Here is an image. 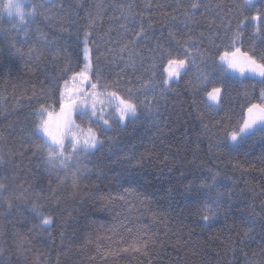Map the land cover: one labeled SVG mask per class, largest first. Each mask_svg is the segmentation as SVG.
<instances>
[{
	"label": "trees",
	"instance_id": "1",
	"mask_svg": "<svg viewBox=\"0 0 264 264\" xmlns=\"http://www.w3.org/2000/svg\"><path fill=\"white\" fill-rule=\"evenodd\" d=\"M194 2L201 6L190 8ZM43 3L26 31L0 18V264H264V124L236 141L229 136L251 104L264 105V84L256 73L231 75L217 67L235 48L264 52V19L251 20L264 13V0L244 7V0ZM218 4L232 32L209 30L220 20L206 9L219 12ZM186 12L197 23L185 27ZM149 21L150 39L128 44ZM170 32L181 41L173 55L184 58L188 41L196 59L166 86L151 50L157 43L175 48ZM237 32L243 41L230 46ZM45 39L57 43L48 48ZM85 41L92 65L106 80L120 75L119 95L136 103L137 112L123 124L109 116L111 127L73 115L99 144L50 170L33 148L31 130L40 120L34 113L41 105L60 110L59 89L55 97L52 90L57 78L69 84L73 71L83 69ZM125 44L128 51L121 53ZM214 87L223 92L209 107L206 95ZM34 204L43 216L35 215ZM206 204H213L211 213ZM44 216L50 224H42Z\"/></svg>",
	"mask_w": 264,
	"mask_h": 264
},
{
	"label": "snow or ice",
	"instance_id": "2",
	"mask_svg": "<svg viewBox=\"0 0 264 264\" xmlns=\"http://www.w3.org/2000/svg\"><path fill=\"white\" fill-rule=\"evenodd\" d=\"M253 0H244V4L241 7L251 5ZM31 7L27 9L28 17L26 18L24 15V9L22 8L21 0H5V2L0 5V18L3 17L4 14H7L9 20L11 21V27L21 30L20 26L24 25V31L27 30V25L30 24L32 21L35 20L38 9L44 7L43 0H40L39 3L36 0H30ZM201 5L199 3H192L190 8L198 9ZM225 6L223 5H216V8L219 9V12L212 13L206 9L207 14H213L220 20V24L217 25L215 20L211 21L209 24V30L213 27L216 28L217 32L220 31L222 28L225 33L232 32V25L231 23H225L227 16L224 14ZM15 12V17L18 18L19 23L13 19V13ZM168 19L167 17L165 18ZM176 19L175 16L171 17V20L174 21ZM247 17L244 20L240 21V24L237 25L239 29L241 26L245 24L247 21ZM264 19V13L257 12L252 15V21H260ZM133 30H135V21L132 22ZM196 21L192 20L191 17L187 16V12L185 14L184 26L189 27L190 24H195ZM71 26V24H70ZM119 30L124 31L125 34L127 32L126 25L121 24L119 26ZM153 30L152 22L149 21L148 25L145 26L141 23L139 30L135 31V35L128 41V44L135 45L138 43L140 39H150L148 36V32ZM66 31V29H65ZM87 35V34H86ZM201 35H203L201 33ZM169 36L175 40L176 47L175 48H165L163 45L156 44L155 48L152 49V53L154 57H158V65L164 68V72L167 74V78L163 80L164 85H169L171 80L175 77H180L182 72H186L188 67L195 62L196 55L190 51V47L188 46V41H184L183 52L182 55L184 58H178L174 56L173 53L180 52L181 49V41L176 39L175 36L170 32ZM189 40L192 39L191 36L188 38ZM231 39V45L233 46L237 43H242L243 37L238 32L234 33ZM45 46L48 48H52L55 46L57 41L55 40H47L44 41ZM128 44H125L121 49V53L128 51ZM135 55L134 52L129 51V56ZM257 57H259L257 59ZM84 58L87 63H85L84 68L81 71H73L72 78L75 79L77 77L80 78L82 82L86 85H90L91 92L89 93L91 96L95 97L98 95L97 89H114L107 95V99L111 102L114 99L119 100V106H117L116 111L119 113L118 122H123L126 119V116L131 114L135 115L137 112V104L134 103L131 99L122 98L119 94L124 91L122 85L124 81L117 74V79L115 80H106L104 71L102 69H97L91 63L90 56H89V49L87 47V41H85L84 47ZM221 60H225L227 67L223 65H218L221 71H228L233 70L239 72L241 74L245 73L246 71L253 72L258 74L261 77L260 83L264 84V52H257L253 49L252 54L250 55L248 52L241 51L240 48H235V51L231 53L225 52L221 56ZM166 61V63H165ZM99 63V60H97ZM134 63V61H133ZM79 60H77L74 67L79 68ZM156 65H153L155 67ZM73 65L69 63L68 70H72ZM155 74L153 73V76ZM95 79V83L92 82V79ZM59 79L57 78V84L54 86L52 90V95L55 97L56 90L59 89V108L60 111L56 115L54 120V113L47 111L44 105H41L38 113H34V115L38 114L40 120L35 122V127L31 130V136L35 138L36 143H34L33 148L35 149L36 153L41 155V159L44 163L49 167V169L57 168L56 161H59V166L63 167L66 161L69 159L68 156L65 155V137L71 134V140L74 153L75 152H84L87 153L90 148H94L96 141L95 137L92 138V142L90 143L89 140H84L83 144H81L73 132V127L75 125V121L73 120V114L75 113L81 119V121H90L97 125L103 121V124L108 125L111 127L108 120H104L103 116L96 112L95 104L91 105V108L88 106L87 100H80V96L85 95V91L83 88H68V80H64L63 86L59 84ZM101 81H104L103 83ZM151 84V80L146 82L143 85L145 91L151 90L149 85ZM223 89L220 87H214L210 92L207 93L208 100L216 103L222 96ZM128 97H132L134 95L133 89L129 88L127 90ZM136 95H139V91H137ZM261 96L264 98V89L261 91ZM56 102L55 100L53 101ZM212 104H209V107H212ZM247 118L244 119L243 124L239 127V130L232 131L229 136L232 141H236L238 137L241 136L242 133H245L249 129H252L254 125L264 124V105L258 104H251L247 109ZM264 132V128L260 129ZM91 132V129H88ZM59 149V151H58ZM46 153V155H45ZM4 186L0 184V188ZM214 203V202H213ZM206 211L209 213L212 212L213 204H206L205 205ZM32 211L35 213L37 217L43 216L44 213L41 208L37 207L35 204L33 205ZM211 217L209 215H205L203 219L208 221ZM51 223L50 217L44 216L42 221L43 225H48Z\"/></svg>",
	"mask_w": 264,
	"mask_h": 264
},
{
	"label": "rangeland",
	"instance_id": "3",
	"mask_svg": "<svg viewBox=\"0 0 264 264\" xmlns=\"http://www.w3.org/2000/svg\"><path fill=\"white\" fill-rule=\"evenodd\" d=\"M29 6H30V0H22V8L24 9V15H25L26 18L28 17L27 9L29 8ZM4 16L6 18H8L7 14H4ZM13 19H15L16 21L19 22L18 18L15 17V12L13 13ZM234 51H235V49L232 52H230L229 55L231 56V53H233ZM83 60H84V65H85V63H87L88 61H86L84 57H83ZM219 61H220L221 65H223L224 67H227V64H226L225 60H221V58H220ZM83 68H84V66H83ZM225 72L228 73V74H231V75H236L237 74L233 70H228V71H225ZM245 73L246 74H250L251 72L246 71ZM164 76H165V78H167V74L165 72H164ZM177 78L178 77L173 78L171 80L170 84L172 82L176 81ZM166 86H168V85H166ZM77 87L78 88H83L84 91H85V95L84 96H80L79 99L80 100H85L86 99L87 103H88V106L90 108H91V105L94 103L96 112L101 114L103 116L104 120H107V118L109 116H114L118 120L119 113L116 111L117 106H119V100L118 99H114L111 102H109L108 99H107V95L108 94L106 95V94H103V93H98V95L95 96V97L91 96L89 94L91 92V90L88 89L86 84L84 82H82L79 77H77L75 79H72L71 82L68 84V88H77ZM206 100H207V102L209 104H212V105H217L218 104V102L213 103V102L209 101L207 95H206ZM59 111L58 112H53L55 117L59 113ZM73 115H74V118H75L76 114L74 113ZM133 116L134 115H131V114L127 115L126 119L123 122H120V123L123 124L127 119L132 118ZM74 118H73V120H74ZM101 123H103V121H101ZM75 125H76V122H75ZM103 125L105 127H108V125H105V124H103ZM73 132L75 133V135L77 136V138H78V140H79V142L81 144H83L84 140H86V139L89 140V142L91 143L93 137H95V141H96L95 147L99 144V139L96 138V135H95L94 131L91 130V132H89L88 128H85V127H83L81 125H78V127L74 126L73 127ZM70 140H71V134H69V136L65 137V149H64V152H65V155L69 157V159L66 161V163H68L70 161L71 155L74 152L73 146H72V143L70 142ZM94 148H90L89 151H92ZM58 151H59V149H58Z\"/></svg>",
	"mask_w": 264,
	"mask_h": 264
},
{
	"label": "clouds",
	"instance_id": "4",
	"mask_svg": "<svg viewBox=\"0 0 264 264\" xmlns=\"http://www.w3.org/2000/svg\"><path fill=\"white\" fill-rule=\"evenodd\" d=\"M21 4H22V0H21Z\"/></svg>",
	"mask_w": 264,
	"mask_h": 264
}]
</instances>
